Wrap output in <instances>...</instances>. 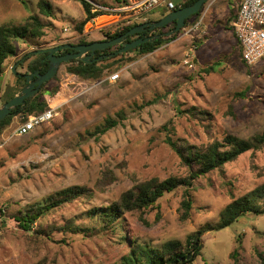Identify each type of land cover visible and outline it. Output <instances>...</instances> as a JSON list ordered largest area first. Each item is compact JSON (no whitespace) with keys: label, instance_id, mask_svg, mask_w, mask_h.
<instances>
[{"label":"rangeland","instance_id":"374dc122","mask_svg":"<svg viewBox=\"0 0 264 264\" xmlns=\"http://www.w3.org/2000/svg\"><path fill=\"white\" fill-rule=\"evenodd\" d=\"M40 1L50 4L51 17L40 14ZM86 1L93 9L117 4ZM179 1L172 0L174 5ZM239 2L208 0L185 30L153 53L129 51L100 61L98 67L109 68L97 80L70 74L72 64L59 67L47 84V90L57 91L44 98L48 109L55 108L53 120L27 136L10 138L17 118L0 137V264H119L135 240L152 248L168 241L185 246L202 230L195 237L201 255L192 264L261 263L264 214H247L230 227L214 228L228 204L264 184V145L195 179L186 220H181L184 186L165 194L153 209L127 214L112 225L89 214L139 183L188 178L189 169L168 139L200 148L228 134L249 139L264 133V59L252 67L241 60L231 33ZM106 13L79 31L84 14L76 0H0V26L21 27L31 16L45 26L41 39L15 42L17 60L53 45L104 40L102 31L122 25L123 19ZM162 15L163 9L151 12L146 22ZM101 17L104 22L97 24ZM195 25L197 30L188 32ZM33 58L17 65L16 72L26 71ZM115 73V83L103 82ZM16 80L12 69L2 73L0 104L15 96ZM24 84L22 79L16 83ZM107 118L117 126L95 133ZM107 171L115 181L100 191L96 186ZM71 186L85 187L91 197L44 210L52 194ZM257 205L264 208V198ZM37 209L43 213L31 228H20L15 217Z\"/></svg>","mask_w":264,"mask_h":264},{"label":"trees","instance_id":"16d2710c","mask_svg":"<svg viewBox=\"0 0 264 264\" xmlns=\"http://www.w3.org/2000/svg\"><path fill=\"white\" fill-rule=\"evenodd\" d=\"M84 14V19L78 23V30L82 31L84 25L96 17L102 15H109L103 11H94L92 5L86 0H76ZM197 0H180L174 5V10L192 5ZM127 4V0H117L116 8L123 7ZM39 12L45 17L52 16V10L50 4L45 1H40L38 4ZM114 8V7H113ZM191 16L189 19L196 17L200 14ZM169 12L163 10V18ZM236 13L234 14V18ZM188 19V20H189ZM187 20V21H188ZM148 21V19H147ZM186 21V23H187ZM149 22H151L149 20ZM153 22V21H152ZM185 23V25H186ZM142 24L133 23L128 26L117 24L114 27H110L102 31L104 34V40L109 41L114 38L121 36L130 29ZM175 23H171L162 29L163 33L173 30ZM44 24L40 22L37 17L31 16L27 19L26 23L21 27L15 26H0V75L3 72V64L9 58H14L17 55V49L15 42L18 40H38L44 36ZM179 32L156 40L154 43H146L140 45L138 48L132 50L136 51L139 55H147L153 53L156 49L161 46L173 41ZM147 36V35H146ZM82 44H89L85 41H79ZM116 47L110 48L109 50H115ZM105 50L103 52H110ZM99 51L96 55H99ZM26 54L22 59L15 62V65L23 66L31 57H34L26 64L25 74H31L35 71H39L40 74H44L48 67L49 62L47 60V51L35 55ZM66 64H72L67 71L79 77L97 80L102 77L104 70L109 68L108 66L98 67L96 63L86 64L81 61L72 60ZM17 67V68H18ZM17 70V69H16ZM21 79L17 78L16 83ZM24 82V79H22ZM24 86V85H23ZM22 86V87H23ZM44 84L40 91L27 99L23 105L15 107L11 114L0 121V137L2 133L8 128L11 121L16 117H21L23 120L29 116L42 113L48 109L46 101L41 100V92L45 89ZM21 87V88H22ZM16 88L20 90V86L16 85ZM57 90L48 92L47 96H52ZM9 123V124H8ZM117 126V121L112 118H107L105 124L97 128L95 133L104 134L110 129ZM169 144L181 160V162L189 169L188 178H167L163 181L158 179H151L137 184L135 187L122 193L117 201L111 203L107 207H100L89 212L90 215H100L101 219L106 225H112L122 219L125 215L130 213H142L148 209H153L156 203L165 195L172 193L178 187L184 186V198L181 202V206L184 210L181 220H186L189 216V211L192 208V200L190 199V189L193 185V181L198 177L204 176L212 171L221 169L225 164L235 161L240 155L249 151H257L262 149L264 145V133L250 137L249 139H241L233 135H226L224 139L220 141H213L212 143L202 146L195 147L189 145L180 146L177 143L172 142L168 139ZM115 181L114 176L109 172H105L104 180L99 183L98 190L102 191L106 186H109ZM79 197L90 198L91 192L85 187L71 186L61 191L52 194L48 201V205L44 207V210H50L53 208L60 207L63 204L73 202ZM264 198V184L242 198L233 200L228 204L221 213L220 222L214 228L219 231L224 228L230 227L233 223L237 222L238 219L247 215H263L264 208L257 205V201ZM43 209H37L24 216H16L15 220L18 222L19 227L24 230H29L33 222L42 215ZM2 211L0 210V213ZM72 229V228H70ZM76 230V229H75ZM123 230V227H121ZM204 233V230L197 232L193 236H189L185 246L179 241H168L164 243L160 248H152L147 244L133 242L130 252L123 256L119 264H192L197 257L201 255L202 246L197 243L195 237H200ZM122 241L124 238L121 237ZM200 240V239H199ZM236 252H234L233 256ZM261 263L264 264V257L261 258Z\"/></svg>","mask_w":264,"mask_h":264},{"label":"water","instance_id":"95a60500","mask_svg":"<svg viewBox=\"0 0 264 264\" xmlns=\"http://www.w3.org/2000/svg\"><path fill=\"white\" fill-rule=\"evenodd\" d=\"M207 1L208 0H197L192 5L169 12L167 15H165L163 18H161L158 21L144 22L142 24H139L136 27L124 33L123 35L109 41H97L89 44H82L76 46L63 44L49 48L47 50L48 52L47 60L49 62V67L44 74H40L39 71H35L31 74L17 73L16 72L17 65H15L12 68V72L15 74L16 78L24 79L25 86L22 89H20L18 94H16L11 100H9L8 102L2 105V107L0 108V121L8 117L15 107L23 105L27 99L35 95L36 92L41 88V86L52 80L55 77L60 64L67 63L72 60L81 61L86 64H92L96 61H101L103 59H110L116 55L127 53L129 51L138 48L142 44H146V43L151 44L154 43L156 40L161 39L162 37L171 36L182 30L185 26L186 21L191 16L201 11V9L203 8V6ZM173 22L175 23V27L173 30L163 34H158L160 30H162L164 27L168 26ZM146 31L148 32L156 31V33L153 34L152 36L145 38L143 37L138 38L131 42L127 41L129 37H133L134 35H138ZM117 45H121L122 48L113 54L100 56L97 59L92 60V57L95 54V52L104 51L106 49H109ZM63 50H71L72 53H68L62 56H56V53ZM43 52H45V50H38V51H34L33 54L39 55Z\"/></svg>","mask_w":264,"mask_h":264},{"label":"built area","instance_id":"2783aa9c","mask_svg":"<svg viewBox=\"0 0 264 264\" xmlns=\"http://www.w3.org/2000/svg\"><path fill=\"white\" fill-rule=\"evenodd\" d=\"M158 9L172 12L174 4L172 0H127V4L119 8L94 5V11L123 15L122 25L124 26L146 22L148 15ZM185 29L186 27L182 30ZM192 30H197V26L195 25L188 32ZM232 33L240 46L241 60L246 66H255L264 59V0H240L232 23ZM195 49L193 47V50ZM11 69L12 66H9L8 70ZM118 79L119 74L115 73L103 82L115 83ZM55 115V108H50L42 113L29 116L13 129L10 138L29 135L49 124Z\"/></svg>","mask_w":264,"mask_h":264},{"label":"flooded vegetation","instance_id":"af4514ba","mask_svg":"<svg viewBox=\"0 0 264 264\" xmlns=\"http://www.w3.org/2000/svg\"><path fill=\"white\" fill-rule=\"evenodd\" d=\"M156 33V31H153V32H148V31H146V32H144V33H140V34H138V35H134L133 37H129L128 39H127V41L128 42H131V41H133V40H136V39H138V38H145V37H149V36H152L153 34H155ZM158 34H163V32H162V30H160L159 32H158ZM123 35V34H122ZM147 35V36H146ZM69 45H73V46H76V45H82V43H79V42H77V43H75V44H69ZM114 47H116V49L115 50H109V49H106V50H109L110 52H103V51H99L100 53H99V55H96V53L98 52H95V54L93 55V57H92V60L93 59H97L98 57H100V56H105V55H109V54H113V53H115L116 51H118L119 49H121L122 48V46L121 45H117V46H114ZM111 48H113V47H111ZM49 48H47V49H41V50H45V51H47ZM105 51V50H104ZM48 53V52H47ZM68 53H72V51L71 50H63V51H60V52H58V53H56V56H62V55H65V54H68ZM116 56H118V55H116ZM116 56H114V57H116ZM113 57V58H114ZM110 59H112V58H110ZM103 60H106V59H103ZM108 60V59H107ZM102 61V60H101ZM100 61H96V62H94V63H96V64H98ZM62 64H66V63H62ZM62 64H60L59 65V67L62 65ZM93 64V63H92ZM59 67H58V69H59ZM58 72V71H57ZM57 74V73H56ZM57 75H55V77H56ZM55 77L52 79V80H50V81H53L54 79H55ZM35 79V78H34ZM33 79V80H34ZM16 84V83H15ZM47 84L48 83H46L45 85V89L41 92V100H43L44 98H45V96H47V94H48V92H49V90H47ZM24 86H25V84H24ZM42 87V86H41ZM41 89V88H40ZM40 89L36 92V94L40 91Z\"/></svg>","mask_w":264,"mask_h":264},{"label":"crops","instance_id":"0c3cea01","mask_svg":"<svg viewBox=\"0 0 264 264\" xmlns=\"http://www.w3.org/2000/svg\"><path fill=\"white\" fill-rule=\"evenodd\" d=\"M79 4V3H78ZM80 5V4H79ZM238 7V6H237ZM236 11H237V8H236ZM231 33H232V28H231ZM232 35H233V33H232ZM233 37H234V35H233ZM234 39H235V37H234ZM236 41V40H235ZM236 44H237V47H238V49H239V52H240V55H241V49H240V46H239V44L237 43V41H236ZM59 45V44H58ZM58 45H53L52 47H55V46H58ZM52 47H50V48H52ZM16 57H17V55H16ZM16 57H14V58H9V59H7L5 62H4V64H3V72L2 73H5V72H8V68L7 69H5V67L7 66V64H8V61H11V65L10 66H12L13 65V67L15 66V62H16V60L17 59H15ZM14 59H15V62H14ZM20 59H22V58H20ZM19 60V59H18ZM16 65H18V64H16ZM24 68L26 69V65L24 66ZM20 73H22V74H24L25 73V71L24 70H21L20 71ZM2 75V74H1ZM1 75H0V77H1ZM12 87H13V89H16V84L15 83H12ZM20 90H18L17 92H15V94L14 95H16V94H18V92H19ZM1 98V97H0ZM45 98H48V96H45ZM2 105L3 104H0V108L2 107ZM17 118H19V121H18V124H20V123H22L24 120H23V118H21V117H16V118H14V119H17ZM17 124V125H18ZM17 127V126H16ZM15 127V128H16Z\"/></svg>","mask_w":264,"mask_h":264},{"label":"bare ground","instance_id":"6f19581e","mask_svg":"<svg viewBox=\"0 0 264 264\" xmlns=\"http://www.w3.org/2000/svg\"><path fill=\"white\" fill-rule=\"evenodd\" d=\"M105 20H107V18H105ZM96 22H97V24L99 23H101V22H104V18L103 17H101V18H98V19H96ZM96 24V25H97Z\"/></svg>","mask_w":264,"mask_h":264}]
</instances>
